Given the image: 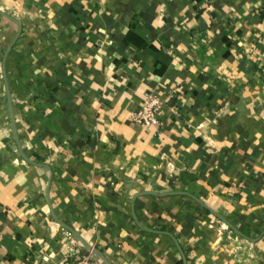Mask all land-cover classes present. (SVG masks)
I'll use <instances>...</instances> for the list:
<instances>
[{
    "label": "crops",
    "instance_id": "crops-1",
    "mask_svg": "<svg viewBox=\"0 0 264 264\" xmlns=\"http://www.w3.org/2000/svg\"><path fill=\"white\" fill-rule=\"evenodd\" d=\"M87 252L264 264V0H0V264Z\"/></svg>",
    "mask_w": 264,
    "mask_h": 264
},
{
    "label": "built area",
    "instance_id": "built-area-1",
    "mask_svg": "<svg viewBox=\"0 0 264 264\" xmlns=\"http://www.w3.org/2000/svg\"><path fill=\"white\" fill-rule=\"evenodd\" d=\"M163 102L156 94L150 92L146 95L144 106L133 113L132 120L144 126H153L160 123L159 113ZM64 264H105L101 259L93 257L91 252L82 255L71 254Z\"/></svg>",
    "mask_w": 264,
    "mask_h": 264
},
{
    "label": "water",
    "instance_id": "water-1",
    "mask_svg": "<svg viewBox=\"0 0 264 264\" xmlns=\"http://www.w3.org/2000/svg\"><path fill=\"white\" fill-rule=\"evenodd\" d=\"M29 160V159H28ZM31 162V161H30ZM155 193V192H154ZM89 249L90 250H92L93 252H95V253H98V254H100V252H98L95 248H93V247H91V246H89Z\"/></svg>",
    "mask_w": 264,
    "mask_h": 264
}]
</instances>
